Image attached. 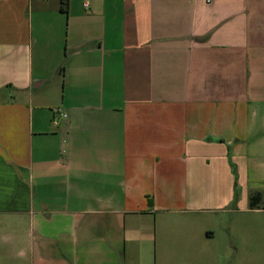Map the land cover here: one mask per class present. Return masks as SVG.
I'll return each instance as SVG.
<instances>
[{"label":"crops","instance_id":"obj_1","mask_svg":"<svg viewBox=\"0 0 264 264\" xmlns=\"http://www.w3.org/2000/svg\"><path fill=\"white\" fill-rule=\"evenodd\" d=\"M262 218L264 0H0V264L255 263Z\"/></svg>","mask_w":264,"mask_h":264},{"label":"rangeland","instance_id":"obj_2","mask_svg":"<svg viewBox=\"0 0 264 264\" xmlns=\"http://www.w3.org/2000/svg\"><path fill=\"white\" fill-rule=\"evenodd\" d=\"M51 78H56V75L55 74H51ZM51 85H50V91L53 93V95H56V92L58 91V88H56V86H52V81H50ZM244 217V218H243ZM252 222V220H247V217H245L244 214H242V218H241V228L238 232L241 233L242 237H243V234H245V236L247 235V231L243 224H247V223H250ZM258 223H262L264 225V219L262 218L261 221H256ZM251 233V235L254 236V243L252 245H254L255 247L253 248H246V250H242L241 251V255H249V256H253V257H256V261L255 263L254 262H249V263H246V264H264V230H257L255 232H249ZM232 240H234L235 242L237 241L236 237L234 236L232 238ZM193 249V248H192ZM244 264V263H242Z\"/></svg>","mask_w":264,"mask_h":264},{"label":"trees","instance_id":"obj_3","mask_svg":"<svg viewBox=\"0 0 264 264\" xmlns=\"http://www.w3.org/2000/svg\"><path fill=\"white\" fill-rule=\"evenodd\" d=\"M233 174H235L234 170L232 169ZM259 202V195L258 194H254L253 196L250 197V202L249 205L251 208L255 207Z\"/></svg>","mask_w":264,"mask_h":264},{"label":"built area","instance_id":"obj_4","mask_svg":"<svg viewBox=\"0 0 264 264\" xmlns=\"http://www.w3.org/2000/svg\"><path fill=\"white\" fill-rule=\"evenodd\" d=\"M57 112V111H56ZM63 116H65V115H63Z\"/></svg>","mask_w":264,"mask_h":264}]
</instances>
